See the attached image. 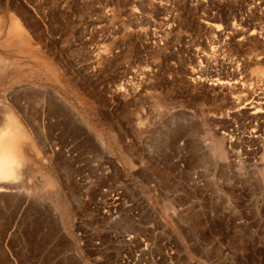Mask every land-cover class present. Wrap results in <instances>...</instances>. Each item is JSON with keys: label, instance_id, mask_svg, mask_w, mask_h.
Returning <instances> with one entry per match:
<instances>
[{"label": "rangeland", "instance_id": "1", "mask_svg": "<svg viewBox=\"0 0 264 264\" xmlns=\"http://www.w3.org/2000/svg\"><path fill=\"white\" fill-rule=\"evenodd\" d=\"M6 116L8 264H92L80 167L148 203L177 264H264V0H0Z\"/></svg>", "mask_w": 264, "mask_h": 264}, {"label": "built area", "instance_id": "2", "mask_svg": "<svg viewBox=\"0 0 264 264\" xmlns=\"http://www.w3.org/2000/svg\"><path fill=\"white\" fill-rule=\"evenodd\" d=\"M73 182L85 212L73 218L71 235L80 253L92 255V264H177L174 244L147 222L148 203L115 182L105 167L93 174L80 167Z\"/></svg>", "mask_w": 264, "mask_h": 264}, {"label": "bare ground", "instance_id": "3", "mask_svg": "<svg viewBox=\"0 0 264 264\" xmlns=\"http://www.w3.org/2000/svg\"><path fill=\"white\" fill-rule=\"evenodd\" d=\"M15 21V20H13ZM12 22V21H11ZM14 26V24H13ZM12 29V28H11ZM16 29V28H13ZM7 31H13V30H7ZM15 31V30H14ZM9 33V32H8ZM7 33V34H8ZM15 33V32H13ZM13 33H9L10 35H12ZM20 34V33H19ZM8 37L10 38V36L8 35ZM25 37V36H24ZM8 38V39H9ZM17 38V37H16ZM13 37L11 38L12 41ZM18 39V38H17ZM16 39V41H18ZM4 41V40H3ZM2 41V42H3ZM6 41V40H5ZM10 43V40H7ZM13 41H15L13 39ZM20 41V40H19ZM17 43H21L22 40L20 42ZM24 42V40H23ZM4 43V42H3ZM16 44V42H13V45ZM19 44H17L19 46ZM24 44V43H22ZM28 44V43H27ZM12 45V43H11ZM16 48V47H15ZM7 65V64H6ZM7 117V116H6ZM17 121V120H16ZM14 117L12 116H8L7 117V122H6V126L5 128H2V130L0 131V193L2 192H13L11 190V188L7 187L5 184V182H8L12 184L11 178L14 176L15 171L13 170V164H14V160L17 159L16 155H17V151L20 149L19 148V144L21 142H24L26 137L25 134L23 132V128L21 126H19L16 122ZM32 144V143H31ZM21 150V149H20ZM22 151V150H21ZM20 152V151H19ZM28 153V152H27ZM30 153V150H29ZM29 156V154H28ZM23 159V158H22ZM22 164V163H20ZM24 164V163H23ZM26 164V163H25ZM19 165V164H18ZM16 166V165H15ZM14 166V167H15ZM17 167V166H16ZM19 167V166H18ZM20 167H23L20 165ZM23 169V168H22ZM21 169V170H22ZM18 174V171H17ZM26 174V172H25ZM19 175V174H18ZM16 176V173H15ZM14 176V177H15ZM19 177V176H17ZM26 177V176H25ZM29 177V176H28ZM27 178V177H26ZM13 180V179H12ZM14 182V181H13ZM20 183V182H19ZM14 185L15 182L13 183ZM21 184V183H20ZM26 183H24L25 185ZM10 186V185H9ZM12 187V185H11ZM18 187V186H17ZM16 188V187H15ZM20 188V187H19ZM15 191V190H14ZM24 191V190H23ZM16 192V191H15ZM27 192V191H26ZM20 193V192H19ZM9 194V193H8ZM12 194V193H11ZM17 194V193H16ZM12 197V196H11ZM26 197V194H25ZM18 198V197H17ZM21 198V197H20ZM4 201V200H2ZM8 201V200H7ZM11 201V200H10ZM19 201V200H18ZM30 203V200L28 201ZM9 206V205H8ZM24 209V208H23ZM45 211V210H44ZM30 220V219H29ZM6 249V248H5ZM2 250V249H1ZM7 250V249H6ZM5 254V253H4ZM8 260V259H7ZM6 260V258L0 253V263L1 264H8V261Z\"/></svg>", "mask_w": 264, "mask_h": 264}]
</instances>
